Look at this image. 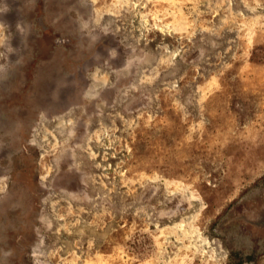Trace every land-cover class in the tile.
<instances>
[{
    "label": "rangeland",
    "instance_id": "1",
    "mask_svg": "<svg viewBox=\"0 0 264 264\" xmlns=\"http://www.w3.org/2000/svg\"><path fill=\"white\" fill-rule=\"evenodd\" d=\"M264 0H0V264H264Z\"/></svg>",
    "mask_w": 264,
    "mask_h": 264
},
{
    "label": "flooded vegetation",
    "instance_id": "2",
    "mask_svg": "<svg viewBox=\"0 0 264 264\" xmlns=\"http://www.w3.org/2000/svg\"><path fill=\"white\" fill-rule=\"evenodd\" d=\"M263 226H264V223H263Z\"/></svg>",
    "mask_w": 264,
    "mask_h": 264
}]
</instances>
